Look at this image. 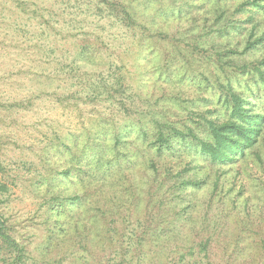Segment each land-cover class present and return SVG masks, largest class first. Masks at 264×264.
<instances>
[{"label":"rangeland","instance_id":"1","mask_svg":"<svg viewBox=\"0 0 264 264\" xmlns=\"http://www.w3.org/2000/svg\"><path fill=\"white\" fill-rule=\"evenodd\" d=\"M189 27L181 18L166 28L181 37ZM232 35L222 44L239 38L235 31ZM133 40L134 31L99 0H0V101L39 95L25 108H0V181L8 186L0 212L22 249V264H264V217L259 215L264 208L257 206V214L248 216L236 191L231 198L218 197L210 184L187 189L181 212L175 204L144 202L139 209L126 204L106 219L103 231L90 227V240L74 230L67 213L59 229L48 231L60 223L47 218L44 178L52 169L75 164L69 151L45 159L44 147L61 138L76 152L97 131L98 120L133 136V111L141 106L138 87L159 93L158 84L141 76ZM86 43L91 55L78 67L73 57ZM262 52L252 51L244 60ZM187 68L199 69L194 62ZM171 89L177 94L182 84ZM52 91L60 100L48 94ZM106 93L114 99L103 100ZM154 227L159 230L153 234ZM160 227H167L164 235ZM7 262L1 253L0 264Z\"/></svg>","mask_w":264,"mask_h":264},{"label":"trees","instance_id":"2","mask_svg":"<svg viewBox=\"0 0 264 264\" xmlns=\"http://www.w3.org/2000/svg\"><path fill=\"white\" fill-rule=\"evenodd\" d=\"M99 1L134 31L141 76L158 84L159 93L138 87L135 96L141 106L133 111V136H124L129 132L109 120H98L97 131L76 152L61 138L44 147L45 159L52 152L69 151L75 164L52 169L44 178L47 218L60 223L48 231L59 229L67 213L74 230L90 240V227L103 231L106 219L126 204L136 209L144 202L175 204L181 212L185 191L207 184L218 197L231 198L236 191L248 216L257 214V206L264 208V52L248 61L244 56L264 49V0ZM181 18L189 22L187 32L169 35L166 27ZM233 31L239 38L222 44L233 38ZM87 47L81 44L73 57L77 66H86L91 55ZM191 62L199 69L189 72ZM177 83L182 90L170 93ZM52 92L48 94L60 100ZM35 97L39 95L0 101V108H25ZM107 97L114 99L113 93L101 98ZM65 182L68 189L61 186ZM7 191L0 181V203ZM259 212L264 217V210ZM165 228L160 227L162 235ZM1 253L7 264H22V249L0 212Z\"/></svg>","mask_w":264,"mask_h":264}]
</instances>
